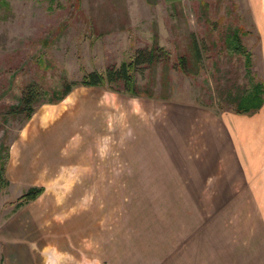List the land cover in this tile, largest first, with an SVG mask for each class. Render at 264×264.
<instances>
[{"label": "rangeland", "instance_id": "374dc122", "mask_svg": "<svg viewBox=\"0 0 264 264\" xmlns=\"http://www.w3.org/2000/svg\"><path fill=\"white\" fill-rule=\"evenodd\" d=\"M263 16L264 0H0V264L15 245L67 255L60 238L78 214L96 221L82 251L110 264H264L258 215L245 225V212L224 210L229 194L211 193L232 189V167L207 161L224 142L208 111L234 114L264 87ZM153 49L159 61L132 74L158 99L78 87L30 120L14 111L28 86L54 99L66 82ZM49 154L68 162L26 172V158ZM33 187L46 193L17 209Z\"/></svg>", "mask_w": 264, "mask_h": 264}, {"label": "crops", "instance_id": "0c3cea01", "mask_svg": "<svg viewBox=\"0 0 264 264\" xmlns=\"http://www.w3.org/2000/svg\"><path fill=\"white\" fill-rule=\"evenodd\" d=\"M257 18H259V21L256 19L257 31L264 38V16L263 18ZM260 51L264 67V39ZM208 112L212 113L215 119L221 121L222 127L220 130L224 132V142L216 145L214 149L215 153L207 161L216 162V158L218 157L227 164V169L231 167L233 169V173H229L232 177V189L227 191L214 190L211 193L217 195L223 193L229 194L231 199L225 201L226 206H224V210L245 212V217L242 219V221L248 223L245 225L254 227L255 225L247 218V215L249 212L257 214L258 226L263 228L264 233V106L259 111L249 114L224 113L221 117H216L217 114L211 111ZM40 144V142L34 143L35 147ZM53 148H55V145ZM80 159L83 161L86 160L85 157H80L78 160ZM61 161H64V164L68 162L67 159L52 154L42 157L29 156L26 158L28 164L25 169L27 170L26 172L29 169H32L31 172H50L56 170ZM96 165L95 163L92 164L90 170L92 173L97 172ZM26 177L35 178V175L31 174ZM227 179L229 180V178ZM222 186L224 187V185ZM201 193L206 192L203 191ZM94 222L96 221H93V226H91V219L86 217L82 218L79 214L68 218L63 229L64 235L60 238L64 249L71 248V250H66L67 255L57 257L52 256V253L50 254L44 251L37 252L36 249H34L32 254H28L23 251L21 246L18 247V245H15L17 249L14 247L10 250L8 264H110L111 261L95 249L93 251L86 249L82 251L80 247L81 238L86 233H91V231L95 232L96 224ZM82 227L83 231L81 232ZM252 233L255 234L256 231L253 230ZM49 241L47 238L43 243ZM221 241L225 244L231 242L226 239H222ZM244 248L247 249L246 247ZM237 251H240V246Z\"/></svg>", "mask_w": 264, "mask_h": 264}, {"label": "trees", "instance_id": "16d2710c", "mask_svg": "<svg viewBox=\"0 0 264 264\" xmlns=\"http://www.w3.org/2000/svg\"><path fill=\"white\" fill-rule=\"evenodd\" d=\"M232 38L238 41L239 34L236 32ZM194 49L196 55L199 57L201 52L197 42L194 43ZM240 49L242 48L240 47ZM157 53L158 51H155V49L151 51L143 50L138 53L134 61L131 63H124L119 68H110L105 73H90L80 82H66L62 89L57 92L56 98L54 99L44 101L42 99V97H44L42 91L38 87L32 85L28 86L23 93L20 108H16L14 111L18 113L26 111L27 120H30L39 105L59 104L78 87H110L109 85H114L116 87H111V89L116 92L127 93L132 97H148L150 99H158L155 91L150 90L152 88L141 90L138 87L134 75L132 74L141 66L145 65L146 67H152L155 65L159 61ZM180 65V69H182L183 72L190 73V67H188L187 61L184 57L180 59ZM236 105L235 112L239 114H249L259 111L264 106V87L262 85L256 86L254 92L248 94L246 97H242L240 101L236 102ZM1 178H4V176L2 175ZM44 191L45 189L40 187L30 188L18 200L17 209L35 201L44 193Z\"/></svg>", "mask_w": 264, "mask_h": 264}]
</instances>
